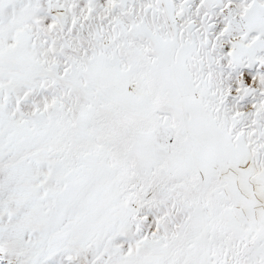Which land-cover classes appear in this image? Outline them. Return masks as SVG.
Wrapping results in <instances>:
<instances>
[{
    "label": "snow or ice",
    "instance_id": "6c2138e0",
    "mask_svg": "<svg viewBox=\"0 0 264 264\" xmlns=\"http://www.w3.org/2000/svg\"><path fill=\"white\" fill-rule=\"evenodd\" d=\"M0 264H264V0H0Z\"/></svg>",
    "mask_w": 264,
    "mask_h": 264
}]
</instances>
